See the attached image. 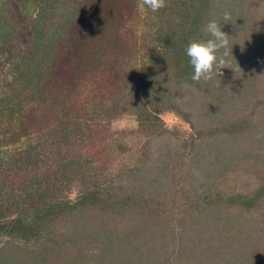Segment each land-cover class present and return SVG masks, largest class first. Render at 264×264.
Instances as JSON below:
<instances>
[{
    "label": "trees",
    "instance_id": "1",
    "mask_svg": "<svg viewBox=\"0 0 264 264\" xmlns=\"http://www.w3.org/2000/svg\"><path fill=\"white\" fill-rule=\"evenodd\" d=\"M131 6L0 0V92L9 75L35 99L60 90L65 67L75 96L118 52ZM225 10L229 68L192 81L185 46ZM143 16L142 54L119 62L118 92L87 96L86 118L65 113L0 156V264H264V0H167ZM168 111L190 141L166 127ZM126 115L137 121L135 162L104 169L93 147L125 151L105 127Z\"/></svg>",
    "mask_w": 264,
    "mask_h": 264
},
{
    "label": "rangeland",
    "instance_id": "2",
    "mask_svg": "<svg viewBox=\"0 0 264 264\" xmlns=\"http://www.w3.org/2000/svg\"><path fill=\"white\" fill-rule=\"evenodd\" d=\"M131 7L130 16L126 15L124 11L121 15L125 14L127 18L121 29L120 39L118 40L115 36L116 41L118 40V55L110 52L106 55V58L101 59L103 66L100 70L102 71H98L95 76H90L86 80L85 76H82L75 96L71 94L72 87L69 82V76L65 72V67L60 69L61 89L44 93L38 98L36 97V99L32 95L33 93L28 94L26 92L20 85L18 78L11 75L6 76L5 83L7 80H9V83L12 82V88L8 93H5L6 91L4 93L0 92V156L5 152L15 151L31 142L39 141L45 130L67 119L65 118V113L73 114L74 118H86L85 102H87V96L97 95V98L102 100L104 97L106 99V97L110 96L111 93L118 92V89L115 86L113 87V85L116 84L115 71L119 68V62L127 59L128 54L134 60L136 56L139 58L142 54L141 52L139 53V49L143 42L142 39H139L138 34L142 31L144 16L137 8L135 9V6ZM17 17L19 18V24L22 25V20L18 13ZM108 19L112 22V18ZM126 26L127 31L124 32V27ZM27 37L28 32L23 29L20 33L21 42H26ZM55 95L58 96L56 97ZM60 97L61 99H59ZM39 98L42 99V102H38ZM161 117L169 130L185 141L191 140L193 130L179 115L168 111ZM105 128L108 130L109 136L117 134L114 139L123 140L126 150L113 155L109 140L104 143H98L97 146L93 147L92 158L104 169L117 170L120 166H132L139 146L138 140L136 141L128 132H133L137 129L135 117L130 115L123 116ZM74 196L75 194L72 195V197Z\"/></svg>",
    "mask_w": 264,
    "mask_h": 264
},
{
    "label": "clouds",
    "instance_id": "3",
    "mask_svg": "<svg viewBox=\"0 0 264 264\" xmlns=\"http://www.w3.org/2000/svg\"><path fill=\"white\" fill-rule=\"evenodd\" d=\"M167 0H137V10L144 14L147 11L158 12L165 8ZM232 18V13L225 10L220 18L207 20L203 25L204 38L192 39L185 46L184 53L188 57L191 66L190 79L192 81L210 80L214 74H221V69L230 63L233 56V43L231 37L223 27Z\"/></svg>",
    "mask_w": 264,
    "mask_h": 264
}]
</instances>
